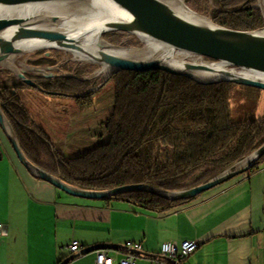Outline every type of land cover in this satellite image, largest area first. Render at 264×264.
I'll use <instances>...</instances> for the list:
<instances>
[{
    "label": "trees",
    "instance_id": "obj_1",
    "mask_svg": "<svg viewBox=\"0 0 264 264\" xmlns=\"http://www.w3.org/2000/svg\"><path fill=\"white\" fill-rule=\"evenodd\" d=\"M233 1L239 4L243 0ZM237 13L244 19L242 24L229 18L219 19V23L244 30L264 28L259 11ZM13 77L9 80L0 70V103L26 156L81 188L104 190L147 183L165 190L185 189L213 178L264 144L263 119L243 122L234 117L231 92L238 84H203L164 70H120L112 76L113 111L105 125L108 139L69 157L26 105L22 90L29 86ZM37 82L50 90L75 92L83 88L75 80L65 83L43 78ZM84 99L76 101L81 104ZM262 161L264 155L249 171ZM196 197L170 200L136 190L107 200L121 199L166 213Z\"/></svg>",
    "mask_w": 264,
    "mask_h": 264
},
{
    "label": "crops",
    "instance_id": "obj_2",
    "mask_svg": "<svg viewBox=\"0 0 264 264\" xmlns=\"http://www.w3.org/2000/svg\"><path fill=\"white\" fill-rule=\"evenodd\" d=\"M32 114L56 143L57 128L45 122L43 113ZM59 141L66 154L68 140ZM77 143L75 148L82 147ZM97 144L90 142L85 151ZM0 222V264H60L72 256L66 264H96L95 251L70 252L74 240L82 250L109 244L113 255L128 241L158 255L164 242L198 240L197 250L179 264H264V161L253 172L158 213L121 199L73 196L37 178L19 161L0 125ZM137 264H152V259L140 256Z\"/></svg>",
    "mask_w": 264,
    "mask_h": 264
},
{
    "label": "water",
    "instance_id": "obj_3",
    "mask_svg": "<svg viewBox=\"0 0 264 264\" xmlns=\"http://www.w3.org/2000/svg\"><path fill=\"white\" fill-rule=\"evenodd\" d=\"M86 1L89 0H0V66L10 70L14 76L31 87L51 94H62L45 90L36 80L25 74L27 68L36 72L45 71L42 75L51 77L56 75L54 70H58V66L24 65V68L21 69L15 64V56L27 53L22 46L31 44L37 50L57 49L83 53L96 64L111 68L109 77L120 70H164L189 77L203 84L232 82L264 90L263 79L242 74L243 71H247L264 75V34L260 33L259 29L229 28L217 24L211 18H209V22L194 21L182 16L164 0H100L112 5L122 17L94 22L74 31L54 28L53 25L59 20L58 16L43 17L36 12L38 7L79 4ZM182 2L192 10L184 0ZM96 31L102 42H97L95 37L89 38L90 34L95 35ZM111 32H123L135 36L144 35L171 47L173 50L205 57L214 62L196 63L186 59L185 61L176 60L175 65H172L163 58L133 59L124 57L106 51L108 48L122 47L105 38V35ZM94 44H96L95 50L93 49ZM197 72L206 73L211 78H200L196 74ZM0 125L11 142L19 161L32 175L70 195L88 199H108L120 193L136 190L149 192L170 200L189 199L249 171L264 155L263 144L246 158L245 166L235 169L231 167L204 183L180 190H165L147 183L128 184L104 190L85 189L64 181L26 156L1 103ZM107 247H110L109 244H99L85 248L82 253L87 254ZM72 258L74 256L69 259ZM69 259L60 264H66Z\"/></svg>",
    "mask_w": 264,
    "mask_h": 264
},
{
    "label": "rangeland",
    "instance_id": "obj_4",
    "mask_svg": "<svg viewBox=\"0 0 264 264\" xmlns=\"http://www.w3.org/2000/svg\"><path fill=\"white\" fill-rule=\"evenodd\" d=\"M184 1L193 11L211 18L219 25H222L219 23V19L223 20L225 18H229L232 21H240L242 24L244 19L241 17L242 15L237 12L240 10L243 11L245 9H254L255 11H259L264 19V14L258 0H243L239 4L233 0ZM223 12L228 13L230 16ZM239 29L244 30L241 28ZM105 38L108 41L122 47H144V44L140 41L137 35L135 36L123 32H111L106 34ZM15 58V64L21 69L24 68V65L40 67L59 66L58 70H54L56 75L51 77H45L36 71L27 69L25 74L36 81H41L44 78L46 80L63 79V82L65 83H68L69 80H75L82 83L83 88L73 92L61 89L50 90L37 82L45 90L51 92H61L62 94H51L29 85V87H25L22 90V97L26 105L29 106V110L35 114L43 113L45 122L52 129L55 130L57 128V132H54V137L56 138L57 144H54L58 148H61L60 143L62 142H60L59 139L62 140L65 138V140H68L69 145L67 149H65V155L69 157H76L79 155L80 152L73 151L75 148V145L73 146L74 142H82V147L77 146L74 149L75 151L76 149L85 151V149L90 148L86 147L90 144V142L93 141L94 143L98 140L100 143L102 140L106 141L108 139L105 125L107 119L113 111L114 85L112 76L115 73L109 77L108 75H110V73L106 74L105 72L101 71V65L91 61L78 59L75 57L73 52L64 50L53 49L37 50L32 52L29 51V53H26V55H18L15 56ZM202 59L206 62L212 61L205 57ZM0 70H2L5 75H7L9 80H13L14 75L10 70L5 67H0ZM6 71L10 73L8 74ZM19 80L22 81L21 79ZM231 93L232 105L234 107V117L237 121L244 122L251 119L264 120V90L250 86L235 85ZM79 97H85L83 103L81 104L76 101V98ZM88 104L91 105L83 107ZM72 127L73 130H70ZM78 129L80 130L78 131ZM86 130H88V132ZM101 134L104 135L103 138L101 137ZM91 135L93 136L92 138L90 137ZM248 156L231 167H234L233 169H235L239 168L240 166H245L247 164L246 158Z\"/></svg>",
    "mask_w": 264,
    "mask_h": 264
},
{
    "label": "bare ground",
    "instance_id": "obj_5",
    "mask_svg": "<svg viewBox=\"0 0 264 264\" xmlns=\"http://www.w3.org/2000/svg\"><path fill=\"white\" fill-rule=\"evenodd\" d=\"M167 4H169L172 8H174L178 13L182 16L198 21V22H209V18L203 15H198L197 13L193 12L192 10L188 9L182 2V0H164ZM259 5L262 9L264 14V0H258ZM37 14L47 17L56 15L59 17V20L53 25L54 28H58L61 30L66 31H74L80 29L81 27L89 26L94 22L102 21V20H111L115 18H121L120 12L116 10L112 5L107 2L100 1V0H89L84 3L79 4H66V5H49L38 7L36 9ZM259 32L264 34V28L259 29ZM96 31V34H90L89 38L96 39L97 42H102L100 40L101 37ZM140 41L144 44L143 48H135V47H113L108 48L106 51H109L114 54H118L124 57L133 58V59H158L163 58L168 60V62L172 65H175V61H185L186 59L194 61L196 63H206L203 61L201 56L196 55H188L186 53H182L177 50H173L171 47L162 44L158 41L152 40L149 37L144 35H137ZM24 50L29 53V51H37L34 45L25 44L22 46ZM93 49H96V44H94ZM76 58L91 61L88 56L84 55L83 53L73 51ZM96 63V62H94ZM216 66L218 64H215ZM3 67V66H0ZM103 72L106 74L111 73L112 69L106 66H102ZM27 70V68H26ZM31 70V69H30ZM33 71V70H32ZM48 72V71H47ZM39 74H44L43 72H37ZM200 78L209 79L211 78L210 75L206 73L197 72L196 73ZM242 74L253 78H261L264 80V75L259 73H250L247 71H243ZM109 76V75H108Z\"/></svg>",
    "mask_w": 264,
    "mask_h": 264
},
{
    "label": "built area",
    "instance_id": "obj_6",
    "mask_svg": "<svg viewBox=\"0 0 264 264\" xmlns=\"http://www.w3.org/2000/svg\"><path fill=\"white\" fill-rule=\"evenodd\" d=\"M4 234V225L0 222V239ZM199 246L198 240H183L182 242L167 241L161 245L158 255L147 254L141 243L128 241L115 249L111 254L106 248L98 249L96 253V264H137L140 256L150 257L152 264H179L183 259L193 254ZM68 249L75 256L82 254V247L79 241L74 240Z\"/></svg>",
    "mask_w": 264,
    "mask_h": 264
},
{
    "label": "flooded vegetation",
    "instance_id": "obj_7",
    "mask_svg": "<svg viewBox=\"0 0 264 264\" xmlns=\"http://www.w3.org/2000/svg\"><path fill=\"white\" fill-rule=\"evenodd\" d=\"M49 52V51H48ZM58 69H59V66H58Z\"/></svg>",
    "mask_w": 264,
    "mask_h": 264
}]
</instances>
